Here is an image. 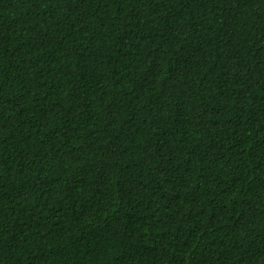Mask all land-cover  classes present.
I'll return each instance as SVG.
<instances>
[{
	"label": "trees",
	"instance_id": "1",
	"mask_svg": "<svg viewBox=\"0 0 264 264\" xmlns=\"http://www.w3.org/2000/svg\"><path fill=\"white\" fill-rule=\"evenodd\" d=\"M0 264H264V0H0Z\"/></svg>",
	"mask_w": 264,
	"mask_h": 264
}]
</instances>
